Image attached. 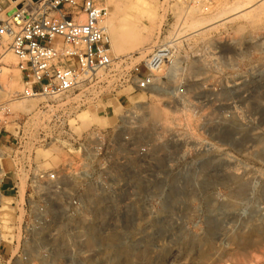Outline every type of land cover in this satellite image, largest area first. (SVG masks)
Segmentation results:
<instances>
[{"label": "built area", "instance_id": "obj_1", "mask_svg": "<svg viewBox=\"0 0 264 264\" xmlns=\"http://www.w3.org/2000/svg\"><path fill=\"white\" fill-rule=\"evenodd\" d=\"M23 2L0 19V40L20 79L17 92L0 84V134L11 102L77 93L83 103L96 85L137 98L121 105L118 125L108 130L76 136L64 118L50 119L53 168L35 158L47 138L34 134L29 119L0 140V264H91L99 238L166 235L156 232L164 223H153L154 204L183 202L200 172L236 170L224 159L232 150H219L217 141L264 143V25L238 34L215 23L193 36L170 27L162 42L114 57L109 13L96 0ZM213 2L187 0L184 9L206 16ZM152 101L165 121L148 114ZM138 220L140 228L125 231Z\"/></svg>", "mask_w": 264, "mask_h": 264}, {"label": "rangeland", "instance_id": "obj_2", "mask_svg": "<svg viewBox=\"0 0 264 264\" xmlns=\"http://www.w3.org/2000/svg\"><path fill=\"white\" fill-rule=\"evenodd\" d=\"M1 1L0 19L16 4H24L23 0L14 4ZM96 4L109 13L107 33L114 57L162 42L170 27L182 29L184 36H193L204 30L197 28L200 20L210 21L212 26L215 18L227 17L226 22L217 24L228 25L238 34L245 30L244 26L264 25V0H214L210 7L214 9L206 16L194 10L186 13L184 8H190L187 0H96ZM230 8L240 10L231 12ZM234 13L238 14L234 16ZM0 59V84L10 93L19 91L16 60L7 50L5 40H0ZM129 93V90L109 91L103 85L100 88L96 85L86 92L83 103H77V93L67 98L8 103L11 113L5 116V130L0 140H7L15 133L16 122L29 119L35 123L34 134L40 133L47 138V145L36 150L35 158L43 166L53 168L57 162L54 159V126L50 129V119L64 118L63 125L68 124L76 136L94 128H115L122 114L121 105L129 106V102L137 98ZM138 99L146 98L138 96ZM3 101L7 102V98ZM148 105V114L155 121L166 120V113L157 101ZM19 106L28 111L14 110ZM26 133L28 136L32 131ZM218 144L219 150H232L224 159L236 168L234 172L220 168L215 173L196 174V186L186 191L183 202L166 206L154 204L153 223L166 225L155 227L156 232L165 231L166 235L124 234L99 238L97 257L91 264H264V143L235 140L217 141ZM218 160L224 167L222 156L219 155ZM169 180L175 182V174H170ZM11 211L9 208L4 215L6 223L13 220ZM134 223H138V227H127L125 231L135 232L142 221Z\"/></svg>", "mask_w": 264, "mask_h": 264}, {"label": "bare ground", "instance_id": "obj_3", "mask_svg": "<svg viewBox=\"0 0 264 264\" xmlns=\"http://www.w3.org/2000/svg\"><path fill=\"white\" fill-rule=\"evenodd\" d=\"M18 1H20V0H18ZM18 1H16V2H18ZM16 2H12L13 4L14 3H16ZM249 2H250V0H249ZM230 9H232L231 10V12L232 11H234L236 8H230ZM239 10H240V8H238ZM238 9H236V10H238ZM242 9V8H241ZM238 13H234L233 15L235 16V15H237ZM216 19V21H215V23H218V22H221V21H227V17L226 18H220V17H217V18H215ZM201 21V23H200V25H198L197 26V28H198V30H201V29H205V28H207V27H209L210 26V21H204V20H200ZM199 24V23H198ZM106 27L108 28L109 26L106 24ZM197 30V29H196ZM21 104V103H20ZM23 104V103H22ZM19 108L20 109H22V110H24V111H28V109L27 108H25V107H17V108H15L14 107V110L15 109H18L19 110ZM17 110V111H18ZM8 200L10 199V198H7ZM8 217V220L10 219V217L9 216H7ZM7 220V221H8ZM92 232H93V230H92ZM87 239H88V241H94V239H96L95 237H93V235L92 234H90V235H88V237H87Z\"/></svg>", "mask_w": 264, "mask_h": 264}, {"label": "crops", "instance_id": "obj_4", "mask_svg": "<svg viewBox=\"0 0 264 264\" xmlns=\"http://www.w3.org/2000/svg\"><path fill=\"white\" fill-rule=\"evenodd\" d=\"M1 3L5 4V3H7V1L6 0H2ZM11 11H12V9L10 11H7V12H11Z\"/></svg>", "mask_w": 264, "mask_h": 264}]
</instances>
